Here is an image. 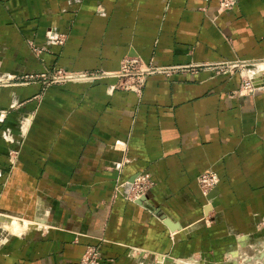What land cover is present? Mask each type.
<instances>
[{"label":"crops","instance_id":"0c3cea01","mask_svg":"<svg viewBox=\"0 0 264 264\" xmlns=\"http://www.w3.org/2000/svg\"><path fill=\"white\" fill-rule=\"evenodd\" d=\"M59 34L64 44H51ZM126 56L171 68L141 93L114 77L0 87L15 140L0 135L3 205L37 213L0 245V264H78L88 245L101 264L148 261L132 251L217 258L264 218V89L241 91L244 70L264 65V0L225 11L217 0H0L2 79L114 72ZM207 170L219 176L213 223L185 233L211 212L197 185ZM141 174L151 184L131 200Z\"/></svg>","mask_w":264,"mask_h":264},{"label":"rangeland","instance_id":"374dc122","mask_svg":"<svg viewBox=\"0 0 264 264\" xmlns=\"http://www.w3.org/2000/svg\"><path fill=\"white\" fill-rule=\"evenodd\" d=\"M58 37L63 39V43L58 44V45H63L64 40H65V36L59 34ZM27 46L30 49V51L33 52L34 54H41L43 51L46 50V47H47L44 45H36L31 40L27 41ZM241 67H243V64L241 65ZM254 67H257L259 69V67L264 68V65L262 64V66H260V64L256 63V65L255 64L250 65L247 68L244 67V68H246L244 70L245 73H242V74H244V77L249 76L251 78L252 83L255 86L254 88L252 87L251 90L247 92L248 94L254 93L257 89H264V73L258 76V74H259V72L257 71L258 69L254 68ZM58 70H60L61 72L67 71V70H64L63 68H59V67H53L52 68L51 67V68H47L46 70L41 71V72L14 74V75H10V76L3 78V79H2V77H0V87L12 86L15 84H30V83H39L42 85V87H47V86H51V85H58V84L65 83L66 81L65 82L61 81V82H56V83L51 82L52 75L53 74L56 75L55 73ZM91 72L97 73V74L102 73V71H91ZM240 72H242V69ZM94 81H97V80H94ZM81 83H88V82L81 81ZM4 111H3V109H0V135L2 136V134H7L9 137L6 136L4 138V136H2L3 137V138L1 137L2 141H4V139H5L6 141L12 143V142H15V140L13 138V135H11V133H9V131H8L9 130L7 127L8 124H6V118H5L6 112H4ZM30 117H31V115L28 116L27 119L30 120ZM18 124L20 125V129L24 128L26 126L25 123H23V122L18 123ZM3 128H5V129H3ZM7 146H9V145L7 144ZM5 148H6V154L8 157L9 156L8 149L11 147H5ZM11 151H12V153H10V154H11V156L14 157V155L16 154V153H14L15 150L11 149ZM6 160H8V159H6ZM10 162H13V158L11 159ZM207 171H213V170H207ZM204 172H206V171H204ZM204 172H202V173H204ZM218 178H219V176H218ZM197 185H198V189H199L201 195L203 196V193H202L198 183H197ZM131 189H133V187H131ZM145 193H146V190H145ZM214 195L215 194L213 191L212 194L210 193L207 197L203 196V198L205 199V204H208L210 206L211 205L210 201L213 199ZM2 198H3V193H2V187L0 186V214L5 215L11 219H17L20 223H23L24 225H26V227L30 228V227L35 226L34 225L35 222L34 223L33 222L28 223L24 219L35 220V218H29V217H32L35 214H37L36 210L27 209L28 211H32L31 215H28V212H24V210L20 211L18 208L6 209L5 206L3 205V199ZM130 198L132 200L131 195H130ZM18 203H14V205H17ZM21 205H24V202H21ZM210 207H212V206H210ZM27 210H25V211H27ZM210 211H211L210 213H206L203 216L202 221L199 220L197 222L190 223V224L184 226L182 228V231L185 232L186 229H189V230L193 229V227H197L199 223H204L205 225L211 224L213 217L215 216V214L213 212L215 210L212 207L210 209ZM24 215H26V216H24ZM22 218H24V219H22ZM30 224H32V225H30ZM20 230L19 229L12 230L9 228V226L0 224V245H2L3 241L7 237H9L11 235H15V234H17V235L22 234V232L25 231L26 228H22ZM189 230H187V231H189ZM138 254L139 253L135 254L134 251H132V255L129 254V252H128V254H127V252H125L124 256L128 255V256H133L136 258H137V256H138V258H140V256H141V259H139L140 261H143L144 259H148V261H146L145 264H264V218L258 217L256 225L254 226V229L252 231H250L248 233H237L235 235L234 241L232 242V245L228 248V250L221 252L220 256L217 258H212V256L214 254L210 251H205L204 253H201V255L198 254L197 256H191L189 258H182V259H176L172 256H167V255H150V256H148L149 253H145V254L143 253L141 255H138ZM144 255H146V256H144ZM101 262H102V253H101L100 247L98 245H88L86 250L84 251L82 257L80 258L78 264H101Z\"/></svg>","mask_w":264,"mask_h":264},{"label":"built area","instance_id":"2783aa9c","mask_svg":"<svg viewBox=\"0 0 264 264\" xmlns=\"http://www.w3.org/2000/svg\"><path fill=\"white\" fill-rule=\"evenodd\" d=\"M237 0H217L219 9L222 11L232 9ZM51 44H62L63 39L58 35L50 41ZM171 67L155 66L151 62H145L138 56H126L120 60L119 68L114 72H102L100 74L93 72H61L58 70L51 77V82H93L103 77H114L117 79V87L122 90L131 91L134 93H141L144 82L149 75L155 73H165ZM32 77V76H31ZM254 88V84L249 76L243 77L241 91L247 93ZM219 181L218 175L214 171H206L197 177V183L204 197H207L215 189ZM151 184L148 174H141L134 180L133 192L131 194L132 200L140 198L145 190Z\"/></svg>","mask_w":264,"mask_h":264},{"label":"bare ground","instance_id":"6f19581e","mask_svg":"<svg viewBox=\"0 0 264 264\" xmlns=\"http://www.w3.org/2000/svg\"><path fill=\"white\" fill-rule=\"evenodd\" d=\"M215 193L216 192H214V194ZM0 224L7 225L12 230H14V229L20 230V229L26 227V225H24L23 223H20L17 219H11V218H8L7 216L2 215V214H0ZM30 225H32V224H30Z\"/></svg>","mask_w":264,"mask_h":264},{"label":"water","instance_id":"95a60500","mask_svg":"<svg viewBox=\"0 0 264 264\" xmlns=\"http://www.w3.org/2000/svg\"><path fill=\"white\" fill-rule=\"evenodd\" d=\"M213 191L215 192V190H213ZM213 191H212V192H213ZM211 194H212V193H211Z\"/></svg>","mask_w":264,"mask_h":264}]
</instances>
